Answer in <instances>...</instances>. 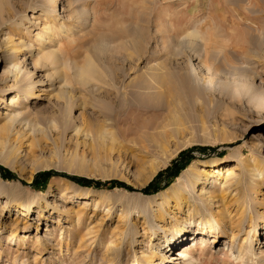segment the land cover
Instances as JSON below:
<instances>
[{
  "label": "rangeland",
  "instance_id": "374dc122",
  "mask_svg": "<svg viewBox=\"0 0 264 264\" xmlns=\"http://www.w3.org/2000/svg\"><path fill=\"white\" fill-rule=\"evenodd\" d=\"M138 79L150 105L115 109ZM0 166V264H179L192 236L193 264H264V0H0Z\"/></svg>",
  "mask_w": 264,
  "mask_h": 264
},
{
  "label": "bare ground",
  "instance_id": "6f19581e",
  "mask_svg": "<svg viewBox=\"0 0 264 264\" xmlns=\"http://www.w3.org/2000/svg\"><path fill=\"white\" fill-rule=\"evenodd\" d=\"M47 29H48V26L45 28V32H47L46 31ZM62 29H63L62 32H65V33L69 30V28H64V27ZM188 35L195 36V32L194 31H190L188 33ZM41 44H43V42H41ZM58 46H60V42L58 43ZM59 55H58V53L55 50H44L42 52V54H41L40 57L47 64H50V65L53 66L57 62H61V58H60ZM63 63L66 64L65 61ZM93 70H94V65H93L92 59H91V61L89 59H87V61L85 62V64L83 66H80V68H78V70H77L78 71L77 72L78 73V79H80L82 81L84 79V77H85L84 75L94 77L93 76ZM187 78H189V77H187ZM186 81L184 80L181 83L185 84ZM151 82L154 83L155 82V79L149 80V82H144L143 80H141V79L139 80L138 79V82L133 83L130 86V88H128V89H126L124 91H123V89H122V91H119L121 93V95H119V98L120 99H118V100L115 99V102H114L115 103L114 104L115 109H117L118 111L119 110H122L123 107H126L127 106L126 104H130L131 105L132 101H135V103H137V105H139L140 103H142L143 105L144 104L145 105H150L151 102H148V101H149V98H151V97H149L148 95H151V94H153L155 92V90L154 91L152 90V88H154V85ZM24 85H25V87H28V89H25V91L22 94V95L25 96V100H26V96H27L28 92L31 91V89L33 88V86H32V84H25V83H24ZM19 87L22 88L21 86H19ZM185 87H187V88L189 87L190 92H195V93H198L199 94V88L197 89L194 84L190 85L188 83V86H185ZM20 88H18V90ZM172 88H171V90H172ZM156 92H158V91H156ZM158 93L161 94V92H158ZM99 95H107V92L105 91V93H100ZM9 98H10L9 99V105L12 106V107H16L18 105L19 95H17V93H16V94H13ZM110 102H111V100H110ZM100 103L103 106H105V105L108 104V101H102L101 100ZM155 116H157V115H155ZM155 118H157V117H155ZM11 119H12V116H11ZM149 119L147 121L139 122V124H135L134 127L129 128L128 133L131 132V133H138L139 134V132H143V130L153 129V128H156V127L159 126L157 122L155 123V122L149 121ZM115 121L116 120L114 119V117H112L110 123H107V124H110L113 127V126H115ZM124 121H125V119L123 118L122 119V122H124ZM190 166L191 165H188L185 169H183L182 172L180 173V175H178L175 178L174 182L171 183L166 189L161 190V192H165V190H174V188L176 187V184L179 183V182H181V181H182V183H184V180L182 179V177L184 176L185 172L189 170ZM156 169H158V168L155 167V166L153 168H151V170L149 172V175H151L152 173H154ZM228 171H227V169L225 170V172H226L225 177L226 178H227V176L230 175V172H228ZM236 182H238V181H236ZM1 185L3 186V184L2 183L0 184V188H2ZM155 195H157V194H155ZM36 205H37V202L35 200H32L30 203H28L27 205H24V207H21V208L22 209H26L29 206L33 210V208ZM196 207H197V210L198 211L200 210V212L198 213L197 218H194L193 219V217H191L192 218L191 221L188 220L189 223H190L189 226L192 227V226H195L196 225V229H198V230H195V234H205L206 232L211 231L212 223L214 222V220L212 219V213H211V211H209V209L207 210V208H206L207 206H205L206 209L203 208L204 206L198 205V204H197ZM206 216H208V217H206ZM176 231L179 233L178 237H183L186 233H189V231H191V229L190 230H187L185 228H179ZM172 241L173 240H171V238L168 239L167 248H168V246L170 244H172V245L167 250H170L171 247L174 246V243L175 242L172 243ZM216 241L217 240H214V242H216ZM180 242H181V240H180ZM198 243L199 244H202V243H204V241L201 238H199V237L192 236V238L190 239V242L189 243L181 245L180 246L181 249L178 250V254H177L178 261H176V262H178L179 264H193L192 261H194L193 260L194 258L192 259V261L190 260V258L193 257L191 253H192V251L195 250V247L197 246ZM189 244H191V247L188 246ZM160 254H163V252L161 251ZM135 264H138V262H136Z\"/></svg>",
  "mask_w": 264,
  "mask_h": 264
},
{
  "label": "trees",
  "instance_id": "16d2710c",
  "mask_svg": "<svg viewBox=\"0 0 264 264\" xmlns=\"http://www.w3.org/2000/svg\"><path fill=\"white\" fill-rule=\"evenodd\" d=\"M176 167H181V164H179V166H176ZM177 169H174V171H171V175H174L176 173ZM0 174L2 177H9V175H12L6 168L0 166ZM54 175V174H57L55 172H52V171H43V172H39L37 175H35L33 181L31 182V184L34 186L36 185L37 183H39L40 179H46L48 176L50 175ZM59 175L61 176H66L70 179H72L73 181H76L78 183H82V184H94L98 187H107V186H110V185H120V186H125L127 187L128 189H130L131 187L128 186V185H122L121 183L117 182L116 180H110V181H107L106 183H101V182H94V181H88L86 180L85 178L83 177H77V176H70V175H67L65 173H59ZM151 186H146L144 188H142L143 191L147 192L148 189L150 188Z\"/></svg>",
  "mask_w": 264,
  "mask_h": 264
}]
</instances>
